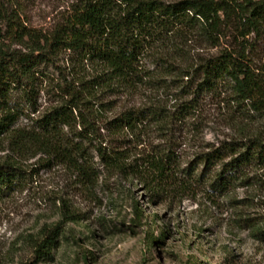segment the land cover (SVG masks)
Instances as JSON below:
<instances>
[{
	"label": "trees",
	"instance_id": "16d2710c",
	"mask_svg": "<svg viewBox=\"0 0 264 264\" xmlns=\"http://www.w3.org/2000/svg\"><path fill=\"white\" fill-rule=\"evenodd\" d=\"M4 24L0 142L11 151L65 163L87 190L102 170L108 178L135 180L153 195L199 185L225 194L248 184L250 169L264 168V0H74L51 31L28 29L15 15ZM62 54L69 55L71 73L59 86L60 100L35 117L36 81L47 78L39 67H55ZM167 89L186 97L181 116H189L203 96H222L237 113L238 138L206 147L186 169L164 151L134 156L139 130L164 129L168 116L154 103L119 110L120 100ZM13 90L33 117L10 102ZM20 116L28 125L15 129ZM20 174L13 164L0 163V196ZM62 207L61 219L35 243V264L53 262L64 224L78 221L64 201ZM255 230L264 234V228Z\"/></svg>",
	"mask_w": 264,
	"mask_h": 264
},
{
	"label": "rangeland",
	"instance_id": "374dc122",
	"mask_svg": "<svg viewBox=\"0 0 264 264\" xmlns=\"http://www.w3.org/2000/svg\"><path fill=\"white\" fill-rule=\"evenodd\" d=\"M73 2L0 0V29L5 30L6 16L15 15L28 29L51 31L68 16ZM39 71L47 78L38 76L36 81L35 117L59 102V86L71 73L69 55H60L55 67L41 65ZM174 93L145 91L120 100L119 110L154 103L168 116L164 129L149 125L139 130L142 142L131 146L134 156L164 151L186 169L196 165L206 147L238 138L233 119L237 113L222 96H203L189 116H181L186 97ZM10 102L34 116L17 90ZM27 125L26 116H20L14 128ZM4 162L21 174L0 196V264H35V243L45 228L61 219L62 201L78 221L64 224L53 262L37 264H264V234L255 230L264 228V168L250 169L248 184H236L225 194L199 185L184 191L170 187L163 195H153L135 180L108 178L101 167L98 184L87 190L75 182L65 163L43 154L16 153L6 140L0 142Z\"/></svg>",
	"mask_w": 264,
	"mask_h": 264
}]
</instances>
